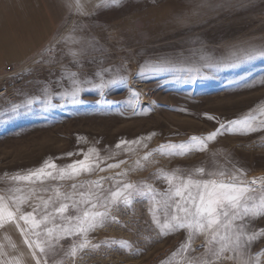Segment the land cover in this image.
Instances as JSON below:
<instances>
[{
	"label": "rangeland",
	"instance_id": "rangeland-1",
	"mask_svg": "<svg viewBox=\"0 0 264 264\" xmlns=\"http://www.w3.org/2000/svg\"><path fill=\"white\" fill-rule=\"evenodd\" d=\"M98 3L79 0L78 11L74 0L69 25L50 45L0 72V195L9 207L15 210L9 197L27 195L32 187L37 189L34 196L55 200L53 188L67 194L73 184L85 185L76 191L87 193L86 182L101 178L105 196L115 190L114 182H120L151 188L159 199L173 174L177 178L173 184L190 174L199 180L227 181L240 169L243 173L237 175L244 181L264 176V130L246 135L226 130L228 121L264 106V57L246 58L252 47L264 46V0H121L118 6L99 7ZM197 68L199 73L188 71ZM73 73L85 89L77 96L78 103L63 95L72 90ZM106 81L115 83L94 87ZM221 123L226 125L221 134L207 141L205 150H196L203 145L190 138L207 137ZM188 148L192 150L185 151ZM86 157L93 170L73 179L35 185L11 179L27 175L46 160L65 167ZM197 168L205 169L204 174H194ZM210 172L225 175L209 176ZM16 188L23 193L11 191ZM149 200L135 196L130 206L112 205L103 224L87 233L90 245L99 247L89 245L75 256L67 253L83 239L80 234L61 233L62 238L47 248L46 237L38 238L24 221H19V228L10 222L0 230L13 236L31 264L37 259L40 264H185L180 255L172 254L186 242L187 230L161 236ZM33 203L41 201L21 205L22 213L32 212ZM52 210L50 206L48 211ZM77 214L71 207L66 213ZM158 214L162 219V210ZM54 223L68 222L57 216ZM243 223L248 232L264 229V215L246 217ZM21 229L33 248L25 243ZM35 242L46 252L41 253ZM204 245V235H195L185 255L201 257ZM261 250L264 236L245 249L253 256ZM259 260L264 264V255ZM215 264L236 261L221 258Z\"/></svg>",
	"mask_w": 264,
	"mask_h": 264
},
{
	"label": "snow or ice",
	"instance_id": "snow-or-ice-1",
	"mask_svg": "<svg viewBox=\"0 0 264 264\" xmlns=\"http://www.w3.org/2000/svg\"><path fill=\"white\" fill-rule=\"evenodd\" d=\"M121 0H100V3L105 5H119ZM77 10L79 8V0H76ZM100 3L97 6H100ZM256 57H264V46L252 47L251 51L246 53L247 59ZM161 64L167 63L161 61ZM202 67H211V65H202ZM157 70V69H153ZM159 70H164L163 68ZM189 72L199 73L200 68L188 69ZM71 84L73 85L71 92H66L64 96H70L72 103H78L76 99L85 89L80 85L82 81L75 78L78 74H71ZM115 81L101 82L94 85L99 89H104L108 84ZM29 104L32 103L30 100ZM257 114L254 115L253 113ZM264 106L258 109H250L249 112L240 118L227 122V128L224 123H221L220 128L207 135V137H191V142L203 145L196 149L203 151L207 147V141L215 139L218 134H221V129L227 131H235L240 134H249L252 132L264 130ZM209 119H215L209 117ZM127 143V142H121ZM117 147H120L118 144ZM177 147L175 145L171 146ZM179 148L184 149L181 144ZM191 148L185 149L190 151ZM173 154H184V152H170ZM68 155H71L69 153ZM87 157L82 161H74L72 164L65 167H58L53 161L46 160L39 168L29 170L27 175H15L11 179L16 181H27L30 184H43L46 180H64L73 179L83 172H90L93 166L86 163ZM119 165H109L110 168L118 167ZM103 171V169H101ZM205 169L197 168L194 174H204ZM237 172L243 173V170L233 171L231 177L225 181L223 179H194L193 174L187 177H179V183L173 184V179H177L175 174L167 177L169 189L159 199L157 193L151 188L145 190L142 186H137L133 183L114 182V189H109L105 196L101 191V178L97 181L86 182L89 186V191L77 193L78 187L85 185H72L71 193L63 194L59 188H53L56 199L49 197L44 200L42 196L37 197L34 194L37 192L35 187L28 190V194L19 196L13 195L8 199L11 200L14 206V211L9 207L6 197L0 195V228H3L8 223H15L19 228V221H24L26 225H30V231L38 238L46 237L47 248L52 247V240L58 241L63 236H74L80 234L83 239L78 244H73L68 255L75 256L78 250H82L90 245L87 240V233L97 226L103 224L104 220L109 215V210L112 205L123 203L130 206L135 196L150 197L149 211L152 213L153 223L159 229L160 235L165 236L174 233L180 229L187 230L186 242L181 244L177 252L172 256L180 255L185 264H215L221 258L234 260L236 264H260L259 257L264 255V250L256 253L253 256L250 252H246V248H250L252 242L264 236V229H258L253 232L246 231L247 225L243 223L246 217L257 218L264 215V176L255 177L252 181H244L239 179ZM120 175V174H118ZM209 176L225 175L224 172H210ZM95 189V191H93ZM14 193H23L20 188L12 189ZM39 191H49L48 188H41ZM76 195L80 196L79 200L74 199ZM39 199L40 204L33 203L31 205L32 212L22 213L21 205L29 203L30 200ZM59 204L57 207L56 204ZM81 205H87L86 208H81ZM52 207V212H49V207ZM69 207L77 211L75 217L66 215ZM103 208V211L97 209ZM162 210L163 218L158 214ZM36 214V215H34ZM37 215L40 216L37 219ZM68 223L56 225L54 223L56 217ZM236 221H241L237 224ZM47 223H52V227H47ZM43 227L42 231H35ZM24 232L23 229H21ZM25 243L29 249L33 248V242H29L28 233L24 232ZM195 235H204L205 237V252L201 257H188L185 254L191 248V241ZM121 243V242H115ZM126 243V242H123ZM92 248H98V244H91ZM130 247V245H128ZM35 247L39 248L41 253L46 252V247L41 246L39 242H35ZM230 253V255H225ZM35 257V252L32 253ZM19 264V262H18ZM37 264H40L37 259Z\"/></svg>",
	"mask_w": 264,
	"mask_h": 264
},
{
	"label": "crops",
	"instance_id": "crops-1",
	"mask_svg": "<svg viewBox=\"0 0 264 264\" xmlns=\"http://www.w3.org/2000/svg\"><path fill=\"white\" fill-rule=\"evenodd\" d=\"M74 0H0V72L50 45L66 28ZM31 264L12 235L0 230V264Z\"/></svg>",
	"mask_w": 264,
	"mask_h": 264
},
{
	"label": "built area",
	"instance_id": "built-area-1",
	"mask_svg": "<svg viewBox=\"0 0 264 264\" xmlns=\"http://www.w3.org/2000/svg\"><path fill=\"white\" fill-rule=\"evenodd\" d=\"M12 69V65H8V66H6V70H11Z\"/></svg>",
	"mask_w": 264,
	"mask_h": 264
}]
</instances>
